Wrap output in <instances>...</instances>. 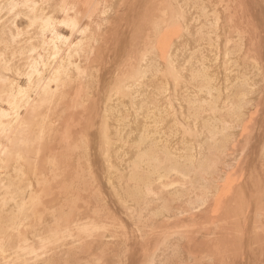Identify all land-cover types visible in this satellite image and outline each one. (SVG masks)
Returning a JSON list of instances; mask_svg holds the SVG:
<instances>
[{"label":"bare ground","instance_id":"1","mask_svg":"<svg viewBox=\"0 0 264 264\" xmlns=\"http://www.w3.org/2000/svg\"><path fill=\"white\" fill-rule=\"evenodd\" d=\"M0 264H264V0H0Z\"/></svg>","mask_w":264,"mask_h":264}]
</instances>
